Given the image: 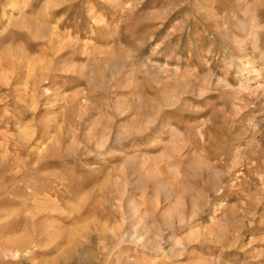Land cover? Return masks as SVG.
Segmentation results:
<instances>
[{"label":"rangeland","instance_id":"374dc122","mask_svg":"<svg viewBox=\"0 0 264 264\" xmlns=\"http://www.w3.org/2000/svg\"><path fill=\"white\" fill-rule=\"evenodd\" d=\"M0 264H264V0H0Z\"/></svg>","mask_w":264,"mask_h":264}]
</instances>
